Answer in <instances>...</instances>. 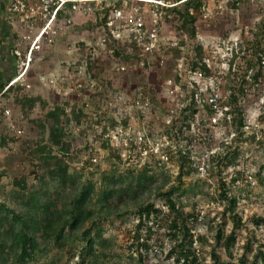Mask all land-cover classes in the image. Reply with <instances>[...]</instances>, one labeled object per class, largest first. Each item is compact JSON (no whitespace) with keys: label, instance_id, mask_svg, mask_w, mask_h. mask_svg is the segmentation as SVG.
Listing matches in <instances>:
<instances>
[{"label":"rangeland","instance_id":"1","mask_svg":"<svg viewBox=\"0 0 264 264\" xmlns=\"http://www.w3.org/2000/svg\"><path fill=\"white\" fill-rule=\"evenodd\" d=\"M194 15L196 40L187 39L184 51L202 45V63L208 71L199 69L203 76L199 85L192 82L196 77L193 71L183 75L181 84H188V89L194 87L201 103L190 125L189 140L181 139L178 133L183 109L190 102L189 93L185 85L180 87L172 78L176 70L185 66L180 56L167 50L180 40L173 29L176 23L166 22L164 49L143 65L141 59L111 55L98 45L97 31L70 30L53 49L40 43L26 77L16 82L11 91L0 93V201L10 203L14 183L21 178L28 185L38 184L31 171L41 155L62 158L69 173L89 180L95 190L100 187L103 171L125 176L129 171L138 174L146 169L157 181L151 184V193L147 192L139 202H152L166 211L164 200L154 196L156 188L164 181V191L178 187L173 199L184 205V215L193 213L201 217L195 224L194 235H205L212 243L219 225L224 234L233 226L228 213L226 218L222 215L227 205L219 197L224 183L227 196L237 199L235 211L244 223L231 248L232 263L239 264L243 245L250 236L255 238L253 248L261 245L264 250V227L255 229L251 221L252 216L264 217V79L240 100L246 118L242 136H234L229 124L222 122L210 128V113L204 102L217 85L226 106L229 60L239 45L243 44L245 50L232 65L233 77H239L244 62L257 56L253 34L264 20V1L203 0ZM82 19L80 15L74 17L75 21ZM56 108L60 109L57 116L50 117L49 113ZM54 125L61 129L62 146L66 147L63 150L51 142ZM211 134L212 137L208 136ZM186 145L191 149L188 148L192 164L184 166L178 180L180 166L175 153L179 148L184 153ZM227 145L229 148H225ZM231 160L233 163L224 168ZM238 172L241 178L233 183ZM134 209L130 204V211L121 217L117 212L105 215L102 237L110 244L112 253L106 264H169L171 260L154 251L142 262L138 260ZM157 233L168 246L164 231ZM201 248L205 257L201 264H210V247ZM64 252L51 248L47 254H37L38 262L28 264L59 257V264H74L77 257L66 263ZM217 253L222 260H228L224 249H217ZM247 258L251 259V254Z\"/></svg>","mask_w":264,"mask_h":264},{"label":"trees","instance_id":"2","mask_svg":"<svg viewBox=\"0 0 264 264\" xmlns=\"http://www.w3.org/2000/svg\"><path fill=\"white\" fill-rule=\"evenodd\" d=\"M202 1L173 0L178 4L165 10L164 13V25L166 22L176 23L173 29L176 35L180 36V40L175 43V46L168 47L167 50L180 56L181 64L185 66L176 70L172 77L175 84L178 83L180 87L185 85L189 93L190 102L183 109V118L178 126L179 137L184 140H189L191 136L189 135L190 125L201 103L198 100V95L196 96L194 87L188 89V84H181L185 79L183 75L185 73L189 75L190 72L199 69L208 71L202 63L204 52L202 45H194L190 52L189 49L184 51V47L187 45L186 40L193 41L196 38L194 12L198 11ZM174 18H177L175 22ZM256 28L257 31L253 36L254 45L258 52L257 56L253 60H247L243 63L244 68L242 67L243 71L239 77H233L231 68L239 54L245 50L243 44L239 45L238 50L232 54L229 60V71L225 85L228 92L225 105L228 107V111L221 122L229 124L228 128L230 127V131L234 132V136L237 134L242 136L246 126L244 107L240 103L241 98L247 96L249 89L264 79V64L262 63L264 59V20L258 23ZM95 29V25L86 24L74 26L71 30L95 31ZM65 34L59 36L53 44L59 39H64ZM176 35L174 36L176 37ZM104 49L114 56L125 54L126 58L143 59L134 43L124 45L107 42ZM144 62L146 63L145 59ZM27 72L28 69L23 78L26 77ZM9 82L0 83V93L9 92L16 85V83L8 85ZM204 102L206 103V101ZM205 107L211 114L209 106L206 105ZM59 111L60 109L56 108L49 113V116L54 118ZM1 125L2 118L0 115ZM61 135V129L55 125L52 126L51 142L63 150L66 147L62 146L63 138ZM227 147L229 148V145L225 148ZM188 148L186 145L184 153L182 152L183 149L180 148L175 153L180 166L178 180L181 178L184 166L186 164L191 166L192 164V161L189 160L190 148ZM116 158L119 159L120 157L116 156ZM232 163L233 160L228 161L224 168ZM68 169L69 167L62 158H56L50 154L41 155L39 161L32 165L31 171L38 184L36 186L28 185L26 179L21 178L14 183L10 203L0 201V263L28 264L29 262H38L37 254L42 253L44 255L49 252V249L56 248L65 251L63 258L66 263L75 260L77 257L76 261H73L74 264H106L112 253L109 252L110 244L102 237L101 225L106 219L105 215L117 212V216L121 217L130 211L129 205L132 204L135 207L133 214L137 220L134 225V244L139 261L142 262L154 251V254L159 253L165 256L167 260H171L169 264H201V261L205 260L201 247L208 245L210 247L208 252L211 259L210 264H234L231 261L233 258L231 248L237 239L238 229L243 227L244 223L235 211L238 201L234 196H227V188L224 183H221L220 188L222 190L219 197L225 200L227 205L225 204L222 215L226 218L228 213V218L231 219L233 226L228 234H224V229L219 225L215 229L212 243H209L207 236H195L193 232L201 217L193 213H185L184 215V205L173 199V195L179 192L178 187L164 191L163 188L166 183L164 181L156 188L154 196L164 200L163 205L166 211L164 208L155 207L152 202H139L151 190V184H155L157 181V178L154 175H149L146 169L138 174L129 171L125 176H116L103 171L98 190H95V186L89 180L84 181L81 176L69 173ZM241 175L238 172V177L233 178L232 182L235 183L241 178ZM251 221L255 229L264 227V217L262 216H252ZM155 226H157V230ZM209 227L212 229V225L209 224ZM161 229L168 238V246L163 244L161 235L159 236L157 233ZM254 241L253 236L246 240L243 245V253L238 259L239 264H264V250L261 245L253 248ZM194 244L199 245L200 249L196 248ZM219 248L224 249L228 260H222L221 254L217 253ZM248 254H251V259L247 258ZM117 256L120 258V255ZM60 260V257L51 258L38 264H59Z\"/></svg>","mask_w":264,"mask_h":264},{"label":"built area","instance_id":"3","mask_svg":"<svg viewBox=\"0 0 264 264\" xmlns=\"http://www.w3.org/2000/svg\"><path fill=\"white\" fill-rule=\"evenodd\" d=\"M8 11L26 24L32 33L27 37V51L18 55V75L8 85L23 78L32 60L33 52L41 45H51L56 39L74 26L92 24L96 26L98 45L105 47L107 42L129 45L134 43L140 51L141 64L144 59L162 52V36L165 23V10L176 6L172 0H2ZM264 1V0H263ZM76 15L82 20L75 21ZM77 22V23H76ZM264 64V59L263 62ZM192 79L201 84L202 72L196 70ZM214 86V85H213ZM218 86L211 88L205 100L211 110L208 126L221 125L228 107L223 105V97ZM5 114H9L6 110ZM212 137L211 135H208ZM205 139V137H204ZM210 139V137H209Z\"/></svg>","mask_w":264,"mask_h":264},{"label":"crops","instance_id":"4","mask_svg":"<svg viewBox=\"0 0 264 264\" xmlns=\"http://www.w3.org/2000/svg\"><path fill=\"white\" fill-rule=\"evenodd\" d=\"M31 34L26 24L11 14L7 4L0 0V83L9 82L17 76L19 70L17 52L19 51L21 55L26 53L27 37ZM54 46L55 44L48 46L47 49H53Z\"/></svg>","mask_w":264,"mask_h":264}]
</instances>
